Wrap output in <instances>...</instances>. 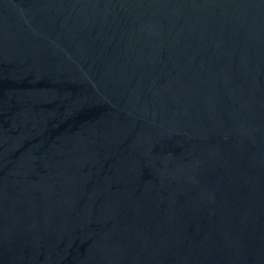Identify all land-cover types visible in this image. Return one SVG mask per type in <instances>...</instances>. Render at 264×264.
I'll return each mask as SVG.
<instances>
[{
	"label": "water",
	"instance_id": "obj_1",
	"mask_svg": "<svg viewBox=\"0 0 264 264\" xmlns=\"http://www.w3.org/2000/svg\"><path fill=\"white\" fill-rule=\"evenodd\" d=\"M0 264H264V0H0Z\"/></svg>",
	"mask_w": 264,
	"mask_h": 264
}]
</instances>
